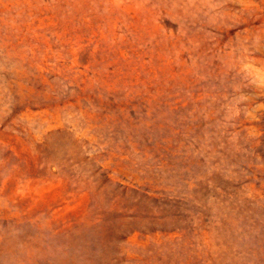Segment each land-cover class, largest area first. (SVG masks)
Masks as SVG:
<instances>
[{
  "label": "rangeland",
  "instance_id": "obj_1",
  "mask_svg": "<svg viewBox=\"0 0 264 264\" xmlns=\"http://www.w3.org/2000/svg\"><path fill=\"white\" fill-rule=\"evenodd\" d=\"M0 264H264V0H0Z\"/></svg>",
  "mask_w": 264,
  "mask_h": 264
}]
</instances>
